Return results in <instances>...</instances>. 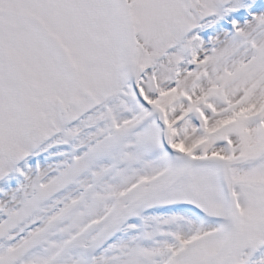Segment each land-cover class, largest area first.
I'll list each match as a JSON object with an SVG mask.
<instances>
[{
    "label": "snow or ice",
    "instance_id": "obj_1",
    "mask_svg": "<svg viewBox=\"0 0 264 264\" xmlns=\"http://www.w3.org/2000/svg\"><path fill=\"white\" fill-rule=\"evenodd\" d=\"M0 264H264V0H0Z\"/></svg>",
    "mask_w": 264,
    "mask_h": 264
}]
</instances>
